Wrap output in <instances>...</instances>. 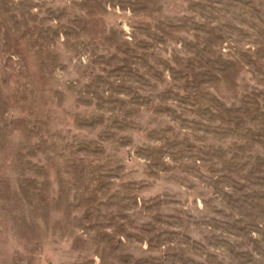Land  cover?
Here are the masks:
<instances>
[{
    "label": "rangeland",
    "instance_id": "1",
    "mask_svg": "<svg viewBox=\"0 0 264 264\" xmlns=\"http://www.w3.org/2000/svg\"><path fill=\"white\" fill-rule=\"evenodd\" d=\"M0 264H264V0H0Z\"/></svg>",
    "mask_w": 264,
    "mask_h": 264
}]
</instances>
